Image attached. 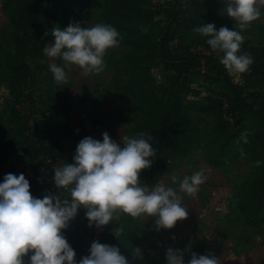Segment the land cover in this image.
<instances>
[{"label": "trees", "instance_id": "trees-1", "mask_svg": "<svg viewBox=\"0 0 264 264\" xmlns=\"http://www.w3.org/2000/svg\"><path fill=\"white\" fill-rule=\"evenodd\" d=\"M90 0H3V7L10 19L14 34L15 53L9 65L10 83L8 94L12 109L9 123L16 137L24 138L30 163L38 164L41 157L69 163L68 129L64 122L67 110L61 108L60 97L51 85L49 93L55 99L54 117L37 120L32 126L29 112L34 105L32 98H24L26 89L33 90L37 75L49 83L52 72L46 60L44 47L53 42L52 30L76 22L75 7ZM101 23L114 26L120 33L116 47L128 48L126 58L128 72L127 89L132 96L138 114L130 130L133 138L145 133V138L156 149L147 170H165L179 157H186L201 150L205 163L213 169H224L240 159L255 170L254 179L244 188L238 202L243 226L257 230L264 225V43L245 38L241 52L250 54L253 63L245 73H238L241 81L235 83L229 71L220 63L221 53L213 51L205 37L196 29L205 23H214L219 29L231 27L232 22H221L211 6L220 0H103ZM210 17V18H209ZM201 49L210 54H204ZM205 60V63H204ZM32 63L35 67L33 70ZM162 69V81L154 72ZM203 73L204 80L217 85L214 79H222L224 88L214 89L203 98V102L189 105L184 93L189 89L191 74ZM36 84V83H35ZM218 86V85H217ZM213 93H217L214 97ZM226 97L227 111L224 109ZM240 106L243 115L237 112ZM29 108V112H28ZM196 109L212 115L215 126L204 139L200 125L189 117ZM1 127H4L2 124ZM5 138H9L6 135ZM23 143V144H24ZM15 142V146H17ZM2 141L0 140V146ZM36 161V163H35ZM259 162V163H257ZM4 165V164H3ZM10 172H16L11 167ZM15 173V174H16ZM54 176V173H53ZM30 188L38 197H43V187L35 178H29ZM53 180V179H52ZM53 193L68 198L65 189ZM48 186V187H49ZM86 209L81 207L70 222L64 235L76 251V259L89 254L86 236H97L101 243L117 245L121 253L131 261L140 241L132 220L124 213L113 224L103 227L89 226ZM123 231L116 236L114 228ZM128 230V231H126Z\"/></svg>", "mask_w": 264, "mask_h": 264}, {"label": "clouds", "instance_id": "clouds-1", "mask_svg": "<svg viewBox=\"0 0 264 264\" xmlns=\"http://www.w3.org/2000/svg\"><path fill=\"white\" fill-rule=\"evenodd\" d=\"M226 15L236 21V27L205 23L196 30L208 37L207 44L221 53L220 63L229 71L245 73L253 63L250 54L242 53L245 39L242 30L264 15L260 5L264 0H223ZM239 29V30H238ZM53 42L44 47L51 58H60L63 65H49L58 84L68 80L71 65L81 67L87 74H98L105 67L106 51L118 46L120 33L105 23L91 27L70 22L66 27L52 30ZM138 133L136 138L125 137L123 146L108 132L103 139L84 137L77 145L73 163L54 166L53 182L56 189L69 192L62 198L55 192L36 197L30 191L25 174L8 173L0 182V264H130L117 245L93 241L89 254L76 259L63 230L86 209L89 226L103 227L119 220L122 213L132 217L155 216V227L171 229L186 219L188 208L182 203L181 193L194 195L205 182L203 170L184 177L176 188L164 183L153 187L140 180L142 170L150 168L156 149ZM259 163V162H257ZM175 181L177 177H172ZM121 228H114L117 236ZM166 264H221L215 254L193 252L185 260L184 250L169 247Z\"/></svg>", "mask_w": 264, "mask_h": 264}, {"label": "rangeland", "instance_id": "rangeland-1", "mask_svg": "<svg viewBox=\"0 0 264 264\" xmlns=\"http://www.w3.org/2000/svg\"><path fill=\"white\" fill-rule=\"evenodd\" d=\"M103 4V0H90L76 6V22L87 27L101 23ZM211 6L221 22H232L229 29L236 27V21L226 15L223 0L212 1ZM260 7L264 12V5ZM242 33L252 42L263 44L264 15L242 30ZM14 53L13 30L3 7V0H0V140L2 141L0 182L4 179L3 175L12 173L11 167H15L19 174H25L27 179L32 178L36 172L35 167L40 163H30L24 138L16 137L9 123L12 109L8 94L9 65ZM128 54V48L112 47L104 56L105 69L98 74H87L81 67L71 65L66 69L68 72L66 83L58 84L53 73L50 83L43 78L44 74H39L34 80L33 90H25L24 98L27 100L32 98L34 102L30 112L28 108L32 126L37 120H51L54 117L55 99L49 93L51 85L59 95L61 108L67 110L64 122L68 129L69 144L63 142L62 149L69 146L68 151L71 152L67 158L69 163L74 162L77 145L86 136L102 140L103 133L108 132L115 141L121 143V146L125 137H133L130 130L136 124L138 114L127 89ZM46 60L48 65L51 63L63 65L60 58L46 55ZM30 64L34 70V65ZM158 69L154 74H163L162 69ZM229 76L235 83L241 81L240 75L236 72H229ZM204 77L201 72L190 75L189 89L184 93L185 101L189 105L203 102L202 99L207 97L214 87L218 91L225 89L222 79H214L217 86L204 80ZM236 110L243 115L242 107L238 106ZM189 117L200 125L206 140L215 126L213 116L192 109L189 111ZM2 124L4 127H1ZM6 135H9V138H5ZM15 142L18 143L17 146ZM199 170L204 171L205 182L199 186L194 195L181 193L189 215L186 219L178 221L173 228L157 231L155 216L132 217L125 214L132 220L140 241L144 238V242L138 247V254L129 261L130 264H166V251L169 247L184 250L186 262L195 252L215 254L220 258L221 264H264V225L257 230L245 228L237 208L244 188L255 177V170L245 160L240 159L224 169H213L205 163L202 151L198 150L186 157H179L165 170H147L140 180L143 184L153 187L156 180L162 177L161 183L174 187L179 192L180 181ZM174 176L177 177L175 181L172 179ZM230 237L232 242L227 241ZM96 240H98L97 236H86L89 246ZM146 244H150L148 252L145 250Z\"/></svg>", "mask_w": 264, "mask_h": 264}, {"label": "built area", "instance_id": "built-area-1", "mask_svg": "<svg viewBox=\"0 0 264 264\" xmlns=\"http://www.w3.org/2000/svg\"><path fill=\"white\" fill-rule=\"evenodd\" d=\"M163 2H164V0H154V4L155 5L158 4V3H163ZM201 51L204 54H210L208 51H206L204 49H201ZM229 72L230 73H234V72H231V71H229ZM162 77H163V74H156V78H157V80L159 82L162 81ZM211 95H213L214 97L218 96L217 93H213ZM222 99L224 101V109H225V111H227L228 105H227V102H226V97H222ZM39 162H40L39 165L35 167L36 172L32 176V178H35L37 180L38 184L41 187H43V189H42V193L43 194H47V193L53 192L52 190H53L54 187L51 188L49 186V184L53 181L52 179H53V173H54V166H57V165L61 164L62 161L54 160V159H52L49 156H44V157L40 158ZM3 176H5V175H3ZM30 191L32 192V194L34 196L38 197L36 192H35V190H34V188H30Z\"/></svg>", "mask_w": 264, "mask_h": 264}, {"label": "crops", "instance_id": "crops-1", "mask_svg": "<svg viewBox=\"0 0 264 264\" xmlns=\"http://www.w3.org/2000/svg\"><path fill=\"white\" fill-rule=\"evenodd\" d=\"M159 173L161 174V172H159ZM161 182H162V177H159V178L156 180L155 184H156V183H161ZM155 184H154V185H155ZM181 195H182V194H181ZM182 203H184V202H183V197H182ZM180 233H181V232H180ZM211 237H212V236H211ZM212 238H214V237H212ZM226 240H227V239H226ZM226 240H225V241H226ZM231 240H232V238L230 237L227 241L232 242ZM147 243H148V242H147ZM149 245H150V244H146V246H145V250H146V252H148V250H149V249H148V247H150ZM143 247H144V246H143ZM233 248H234V246H233ZM138 249H139V248H138ZM138 249H137L136 254H138V251H139ZM143 249H144V248H143ZM159 257H160V256H159Z\"/></svg>", "mask_w": 264, "mask_h": 264}]
</instances>
